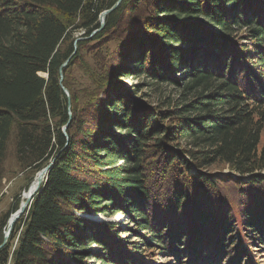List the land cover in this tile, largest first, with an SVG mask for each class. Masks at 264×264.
Wrapping results in <instances>:
<instances>
[{"label":"trees","instance_id":"trees-1","mask_svg":"<svg viewBox=\"0 0 264 264\" xmlns=\"http://www.w3.org/2000/svg\"><path fill=\"white\" fill-rule=\"evenodd\" d=\"M116 2L0 0V180L12 134L31 178L51 163L0 264H262L264 0H121L88 38ZM141 74L185 101L139 99Z\"/></svg>","mask_w":264,"mask_h":264},{"label":"rangeland","instance_id":"rangeland-1","mask_svg":"<svg viewBox=\"0 0 264 264\" xmlns=\"http://www.w3.org/2000/svg\"><path fill=\"white\" fill-rule=\"evenodd\" d=\"M109 35L110 36H107V38L102 41V44L99 46V50L96 49L97 46H94L91 49L87 47L82 50L80 61H78L76 64L77 66L73 67L71 70V74L73 76L77 78L79 75H81L82 68L89 67V64L92 63L94 51L104 52V50H106L107 47H105L103 43L108 42V40L111 41L113 45H108L109 49L113 48V46L116 45L115 43L116 41H114L112 37H116L117 33L115 34L114 32H111L110 34L109 32ZM74 36H75L74 47L77 49L78 47L77 42L81 41L82 39H87V38L81 37L79 32L74 34ZM91 36H89L88 38H90ZM176 75L182 76L180 75L179 72ZM120 81L123 83L124 86L129 87L130 89H136L137 87L136 97H138L139 99L143 98L148 104H151V105L159 106L160 104H167L171 106L174 104H180L182 101L183 102L185 101L183 100V96L181 95L179 86L168 85V84L163 83L157 87H150L149 86L150 80L144 74H141L139 76H134V77L132 76L121 77ZM142 93H145L144 95L148 94L149 96L144 97L143 95V97H141ZM70 115H71V112H70ZM263 139H264V127L261 133V142L263 141ZM227 172L228 171L225 168L223 173L225 174ZM263 173H264V170H263ZM30 178H31V172H29L26 169H22V167L17 161L16 153H15V140L12 134L10 137L9 143H8V150H7L6 158L3 163V175L0 180V219L11 208V206L16 203V200H19L18 205L21 204L22 194L25 190L28 189L31 181L33 180V178H31L30 180ZM88 217L92 218V220H95V221H100V222L106 221L109 223H113L119 226L118 230L120 231V235H119L120 238L125 239L127 241H131L132 239H134L133 233L126 235L123 232V230H130V229L128 227H124L127 225H125V222L123 221L124 216L121 214L116 215L114 217H105L100 214H94ZM9 237L7 239V242L9 240ZM95 248L96 247L93 245L89 247L87 250L92 251V249H95ZM153 252L152 251H150L149 253L147 252V255L148 257H151V260H153L154 264L174 263L171 257L169 256L166 257V255L164 254H157ZM262 257L263 258H260V259L262 260L261 261L262 264H264V256ZM87 261L89 264H99L95 258H90Z\"/></svg>","mask_w":264,"mask_h":264},{"label":"water","instance_id":"water-1","mask_svg":"<svg viewBox=\"0 0 264 264\" xmlns=\"http://www.w3.org/2000/svg\"><path fill=\"white\" fill-rule=\"evenodd\" d=\"M121 0H117L116 3L113 4V6H111L110 8L102 11L99 15V21H100V27L96 30H94L91 35L95 34L97 31H99L103 26H104V21H105V17L107 14H109L110 12H112L120 3ZM90 35V36H91ZM67 63L64 62L62 64V66H65ZM62 80V74L60 76V81ZM63 90L64 92L66 93V95L69 97V94H68V91L65 87H63ZM69 115H70V112H69ZM68 124V123H67ZM67 124L63 126L62 130H63V133L64 135L67 137V133H66V128H67ZM50 165L51 163H49L48 165H46L45 167H43L41 170H39L33 180L31 181L27 191H28V197L26 198L25 202L24 203H21L19 205V207L17 208V210H15L13 213L10 214L8 220H7V224H6V229H5V232H4V238H3V242L0 244V247H2L6 242H7V239L12 231V228H13V225L14 223L19 219V217L29 208L31 202H32V199L35 195V193L37 192V190L39 189V187H41V185L43 184L44 180H45V177H46V174L50 168ZM36 182V187L33 189V190H30L31 189V184Z\"/></svg>","mask_w":264,"mask_h":264},{"label":"bare ground","instance_id":"bare-ground-1","mask_svg":"<svg viewBox=\"0 0 264 264\" xmlns=\"http://www.w3.org/2000/svg\"><path fill=\"white\" fill-rule=\"evenodd\" d=\"M36 185H37L36 182L32 183V184H31V189H30V190H33V189L36 187ZM27 197H28V191L25 190V191L23 192V194H22V201H21V203H24Z\"/></svg>","mask_w":264,"mask_h":264}]
</instances>
